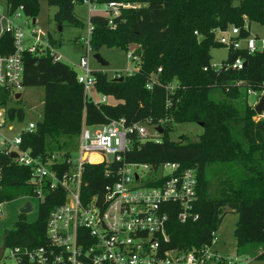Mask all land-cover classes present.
I'll list each match as a JSON object with an SVG mask.
<instances>
[{"label": "trees", "instance_id": "obj_1", "mask_svg": "<svg viewBox=\"0 0 264 264\" xmlns=\"http://www.w3.org/2000/svg\"><path fill=\"white\" fill-rule=\"evenodd\" d=\"M4 1L12 9L23 5L24 15L31 19L40 10L38 0ZM84 1L48 0L58 8L54 15L56 24L83 26L75 5ZM91 1L99 5L113 1L138 5L121 10L115 18V29L101 14L89 17L93 50L98 51L103 45L126 48L136 44L142 49L136 60L137 69L112 78L103 71H93L96 92L118 100L114 105L95 104L86 98L78 74L68 64L55 61L48 53L35 56L25 52L21 86L44 87L45 98L44 117L35 122L32 132L23 133L21 147H29L32 154L43 158L53 152L68 155L73 140L61 142L60 137H79L83 126L103 125L121 118L126 125L166 120L159 142L142 141L131 135L133 146L126 157L154 165L177 162L197 173L195 210L199 218L181 223L175 214L171 215L167 224L169 246L188 251L209 243L226 213L235 212V237L238 248L243 250L240 256H253L264 262V117L258 118L254 106L246 102L248 89L263 88L264 50L249 54L246 49L230 48L220 69L212 68L210 54L212 48L224 47L216 40V30L237 26L240 36L246 37L252 22L264 26V0ZM48 36L52 44L50 33ZM11 40L9 34L0 37L1 53L12 51ZM237 58L244 61L243 68L227 67ZM152 76L160 84L153 83L148 89ZM168 83L178 84L170 105L165 87ZM14 98L10 88L0 86V106L5 107L7 119L20 122L25 111L13 104ZM64 112H76L77 124L62 122ZM172 122L202 123L203 133L197 141H190L187 136L171 141L168 132ZM83 177L88 181L82 190L87 198L111 181L105 178L102 164H86ZM30 179V168L0 154V204L21 195L34 196L35 186ZM64 199L62 189L44 186L37 221H19L15 229L7 230L6 246L32 247L42 243L48 216Z\"/></svg>", "mask_w": 264, "mask_h": 264}, {"label": "built area", "instance_id": "obj_2", "mask_svg": "<svg viewBox=\"0 0 264 264\" xmlns=\"http://www.w3.org/2000/svg\"><path fill=\"white\" fill-rule=\"evenodd\" d=\"M85 2L89 4L90 16H105L111 29L117 27L115 18L121 15L123 8L138 6L120 1L102 5L91 0ZM34 20L24 15L23 5L12 9L0 0V37L9 34L12 38V51L0 52V86L11 90L22 88L25 52L35 56L48 53L55 61H62L48 33L35 28L28 31L24 27H29L31 22L35 24ZM89 24V35L85 40L87 49L93 28ZM215 32L216 40L227 50L246 49L249 54L264 50V37L251 34L242 37L237 26ZM127 57L134 61L139 59L135 50L128 52ZM243 65L244 61L237 58L227 67L241 69ZM79 66L85 71L84 75H77V79L84 87L86 98L95 104L107 103V95L100 100L92 95L96 91V78L88 66L87 56L81 57ZM222 66L212 64L215 69ZM150 80L148 89L153 83L160 84L155 76ZM262 86L261 90L250 88L247 93L259 101L264 96V82ZM165 87L170 105L178 84L168 83ZM257 117H264V112ZM13 123L6 114L0 115V154L11 157L15 152L13 159L31 169L34 196L42 200L46 186L51 190L62 189L65 199L51 210L44 241L32 247H10L8 253L6 246L0 264H7L3 263L6 259L11 260V264H227V258L213 250L217 243L214 233L209 243L188 251L169 246L167 224L171 215L175 214L181 223L199 218L195 210L198 199L195 169L182 168L177 162L154 165L126 157L133 146L131 135L142 141L159 142L163 133L157 128H164L166 120L126 125L121 118L103 125L83 126L79 136L80 158L76 165L67 154L53 152L43 158L32 154L29 147L22 148L23 133L32 132L36 123L30 122L16 133H13ZM91 155H97V158L92 159ZM86 164H102L105 178L111 179L88 198L82 192L88 185L83 177ZM250 259L252 257L239 255L233 258V264H246Z\"/></svg>", "mask_w": 264, "mask_h": 264}, {"label": "rangeland", "instance_id": "obj_3", "mask_svg": "<svg viewBox=\"0 0 264 264\" xmlns=\"http://www.w3.org/2000/svg\"><path fill=\"white\" fill-rule=\"evenodd\" d=\"M39 1V12L35 18V24L32 22L30 26L24 25L29 31L31 28L38 29L42 32L50 33L52 36V46L55 51L62 56V61L68 64L78 75H84L85 71L79 66L82 56H87L88 66L92 71H103L109 78L114 77L116 74H129L131 71L137 69V62L127 57L128 52L136 50L138 45L129 44L126 48L121 47H107L101 46L98 51H94L91 45L86 48L85 40L89 35V4L88 2L78 3L75 5V13L79 19L82 20L83 26H72L69 23H64L63 27L58 26L54 20V15L57 12V6L49 4L48 0ZM59 27L62 29L60 30ZM250 34H257L260 37H264V26L252 22L249 28ZM98 52L101 56L108 61V66H101L93 57ZM212 56L211 63L220 67L227 59L228 50L225 47L212 48L210 50ZM123 76V75H121ZM13 98L17 93H20L19 98L13 99V104L20 106L25 111V118L23 121L14 122L13 133L18 132L28 126L30 122H37L42 120L43 105L45 98V89L41 86H29L22 87L15 90H11ZM92 95L94 99L100 100L104 95L102 93L93 91ZM17 100H19L17 102ZM258 101V98L254 95H246V102L253 105ZM16 102V103H15ZM118 100L113 96H107L108 104H116ZM5 107L0 106V115L6 113ZM62 122L70 126H74L78 122L76 112H64ZM66 118V119H65ZM82 124L84 121L80 120ZM203 133V127L198 122H172L168 136L171 141L177 142L181 137L187 136L190 141H197L200 135ZM73 140L72 146L68 149V155L76 165L80 158V137L73 136H61L60 141ZM65 150V149H64ZM112 158L111 155L108 156ZM214 187V184L211 188ZM29 200L33 204V210L28 213H21L20 208L24 205L25 201ZM40 199L36 196L21 195L16 199L5 201L0 204V240L7 230H13L19 221H25L29 223L36 222L39 214ZM238 221V215L235 212H227L223 217L221 224L214 232L217 237V243L213 246V250L219 253L220 256L227 258V264H233V258L239 257L243 253L242 249L237 246L235 237V229ZM10 246L7 247V253ZM264 250V248H263ZM246 264H264L263 261L257 257L251 256ZM3 263L11 264V260L6 259ZM242 264V262H237Z\"/></svg>", "mask_w": 264, "mask_h": 264}, {"label": "water", "instance_id": "obj_4", "mask_svg": "<svg viewBox=\"0 0 264 264\" xmlns=\"http://www.w3.org/2000/svg\"><path fill=\"white\" fill-rule=\"evenodd\" d=\"M34 21H35V20H34ZM59 29L61 30L62 28L59 27ZM141 54H142V49H141V47L138 46V47L136 48V50H135V55H136L138 58H140ZM93 57L96 59V61H97L101 66L105 67V66H108V65H109L108 61H106V60L101 56L100 53L96 52V53L94 54ZM244 65H245V63H244ZM123 78H124L123 76H119V79H120V80H122ZM19 97H20V93H17V94L15 95V98H19ZM254 109H255V111H256L257 114H259V115L263 114V112H264V96H262V97L259 99V101H258V103L255 105ZM200 125L203 126L202 123H200ZM157 129H158V131H159L160 133H164V128H163V127L159 126ZM11 157H12V158L16 157V153L13 152V153L11 154ZM60 161L62 162V160H60ZM32 210H33V204H32L29 200H26L25 203H24V205L20 208V212H21V213H28V212H31ZM2 240H3V241H2V244H1V246H0V259H1V257H2V254H3L4 248H5V237H3Z\"/></svg>", "mask_w": 264, "mask_h": 264}, {"label": "flooded vegetation", "instance_id": "obj_5", "mask_svg": "<svg viewBox=\"0 0 264 264\" xmlns=\"http://www.w3.org/2000/svg\"><path fill=\"white\" fill-rule=\"evenodd\" d=\"M3 237H5V240H6V234L4 233V235L2 236V238H1V240H0V246H1V244H2V239H3ZM6 249V243H5V248H4V250ZM4 252V251H3Z\"/></svg>", "mask_w": 264, "mask_h": 264}, {"label": "bare ground", "instance_id": "obj_6", "mask_svg": "<svg viewBox=\"0 0 264 264\" xmlns=\"http://www.w3.org/2000/svg\"><path fill=\"white\" fill-rule=\"evenodd\" d=\"M91 158L92 159H96L97 158V155H91Z\"/></svg>", "mask_w": 264, "mask_h": 264}, {"label": "crops", "instance_id": "obj_7", "mask_svg": "<svg viewBox=\"0 0 264 264\" xmlns=\"http://www.w3.org/2000/svg\"><path fill=\"white\" fill-rule=\"evenodd\" d=\"M250 25H251V24H249V26H248V30H249V28H250ZM249 32H250V31H249ZM254 35H257V34H254ZM257 36H259V35H257ZM259 37H260V36H259ZM117 103H118V102H117Z\"/></svg>", "mask_w": 264, "mask_h": 264}]
</instances>
